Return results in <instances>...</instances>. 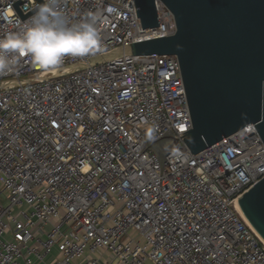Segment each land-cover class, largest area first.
<instances>
[{
    "label": "built area",
    "instance_id": "2783aa9c",
    "mask_svg": "<svg viewBox=\"0 0 264 264\" xmlns=\"http://www.w3.org/2000/svg\"><path fill=\"white\" fill-rule=\"evenodd\" d=\"M17 2L32 13L22 19ZM39 5L0 0V38ZM155 6L158 27L142 30L133 0H59L70 22L94 23L96 56L172 35V15ZM96 56L65 57L55 73L24 57L0 74V264H264L234 205L264 177L255 127L195 155L181 143L160 176L146 140L191 128L176 57L67 71Z\"/></svg>",
    "mask_w": 264,
    "mask_h": 264
},
{
    "label": "water",
    "instance_id": "95a60500",
    "mask_svg": "<svg viewBox=\"0 0 264 264\" xmlns=\"http://www.w3.org/2000/svg\"><path fill=\"white\" fill-rule=\"evenodd\" d=\"M133 2L142 30L158 27V2L172 15L175 32L116 47L72 65L67 71L72 73L122 57H176L191 128L179 138L168 129L157 140H146L147 149L158 160L160 176L166 156L181 143L195 155L253 125L264 145V0ZM18 5L19 2L15 9L22 19L32 13L22 15ZM234 205L264 242V177L235 199Z\"/></svg>",
    "mask_w": 264,
    "mask_h": 264
},
{
    "label": "clouds",
    "instance_id": "9594fccd",
    "mask_svg": "<svg viewBox=\"0 0 264 264\" xmlns=\"http://www.w3.org/2000/svg\"><path fill=\"white\" fill-rule=\"evenodd\" d=\"M104 51L94 23L70 22L59 0H45L20 30L0 38V74H11L21 58L44 73L63 70L65 57L84 58Z\"/></svg>",
    "mask_w": 264,
    "mask_h": 264
}]
</instances>
